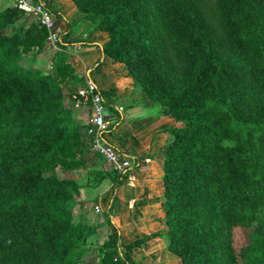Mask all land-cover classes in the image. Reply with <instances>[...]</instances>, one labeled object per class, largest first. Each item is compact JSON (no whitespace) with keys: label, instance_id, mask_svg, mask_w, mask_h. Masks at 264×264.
Returning a JSON list of instances; mask_svg holds the SVG:
<instances>
[{"label":"trees","instance_id":"trees-1","mask_svg":"<svg viewBox=\"0 0 264 264\" xmlns=\"http://www.w3.org/2000/svg\"><path fill=\"white\" fill-rule=\"evenodd\" d=\"M72 1L61 48L106 33L96 48L127 68L134 103L181 124L164 151L165 228L125 245L115 194L99 264H136L132 253L157 237L180 264H264V0ZM25 14L0 11V264H79L95 227L74 222L83 186L58 171L89 169V125L69 123L56 77L86 76L63 53L49 73L28 64L49 48L37 22L12 31ZM101 94L112 110L113 93ZM88 171V186L112 180L114 191L125 176Z\"/></svg>","mask_w":264,"mask_h":264},{"label":"crops","instance_id":"crops-1","mask_svg":"<svg viewBox=\"0 0 264 264\" xmlns=\"http://www.w3.org/2000/svg\"><path fill=\"white\" fill-rule=\"evenodd\" d=\"M46 4L57 15V27L61 33L70 30L69 22L77 15L78 9L72 0H37ZM15 6V0H0V8ZM108 41L106 33H95L90 37L88 47L72 50L65 57L79 73L89 74L101 91L113 93L115 106L108 109L111 127L106 136L107 141L136 162L128 174L123 176L122 184L114 191L112 180H105L98 187L80 190L76 197L79 208L90 206L91 202L101 207L103 214L109 209L113 197L117 196V211L113 223L121 231L125 245L141 240L162 231L164 224V162L165 148L171 136L169 129L180 126L176 120L161 114L159 109H148L134 103V82L128 77L127 68L103 56L102 47ZM47 49L42 55L31 57L28 64L44 70L53 71L55 56L58 54ZM99 61L102 64L97 67ZM65 93L67 119L73 125H89L91 110L87 106L76 107L72 99L74 93L85 84L77 80H62L56 77ZM123 108V112L119 111ZM89 169H80L77 174L88 170L101 171L100 161L87 155ZM95 206V207H96ZM95 210V209H94ZM136 264H180L179 258L171 254L164 237L151 239L135 250Z\"/></svg>","mask_w":264,"mask_h":264},{"label":"built area","instance_id":"built-area-1","mask_svg":"<svg viewBox=\"0 0 264 264\" xmlns=\"http://www.w3.org/2000/svg\"><path fill=\"white\" fill-rule=\"evenodd\" d=\"M15 6L27 15L33 16L35 21L46 29L48 33V44L52 46L56 53L71 54L69 48L64 50L61 48L62 36L60 29L57 27L56 19L51 9L44 3H34L33 0H15ZM85 85L76 93L72 99L75 101L76 107L87 106L91 110V119L88 126V135L90 136V153L92 156H99L111 165L113 171L126 175L133 168L135 161L123 154L120 149L107 141V134L111 127L110 114L105 104V99L101 94L100 88L95 81L86 74ZM123 112V108H119ZM96 214H102L101 207H95Z\"/></svg>","mask_w":264,"mask_h":264},{"label":"rangeland","instance_id":"rangeland-1","mask_svg":"<svg viewBox=\"0 0 264 264\" xmlns=\"http://www.w3.org/2000/svg\"><path fill=\"white\" fill-rule=\"evenodd\" d=\"M212 3H215L216 0H209ZM4 10V9H3ZM0 8V11H3ZM36 23L33 16L25 14L22 19L17 22V25L12 29L16 30L19 27H29L32 24ZM49 50L53 51L52 46L48 44ZM55 53L56 52H52ZM58 54V53H57ZM99 168L100 172H108L113 170L111 165H109L105 160L100 161ZM58 176L60 178H74L83 186V188L90 187L87 184L91 181L89 171L79 172L77 174H72L69 172L58 171ZM93 188V187H90ZM97 202H91L90 206H84L79 208L74 206L73 217L74 222L79 223L81 221L87 222L91 226L95 227V230L87 237L85 242V252L79 264H99L100 260V247L103 245L105 240L108 238V235L111 231H115L114 227H110L108 220L104 217V214L95 213V204ZM116 227V226H115ZM121 232V231H120ZM237 246H242L244 244L245 238L243 232L239 231L235 235ZM132 256L135 260V253H132Z\"/></svg>","mask_w":264,"mask_h":264}]
</instances>
